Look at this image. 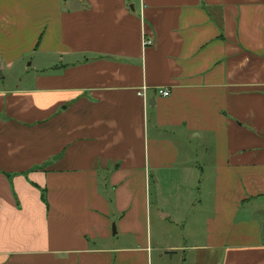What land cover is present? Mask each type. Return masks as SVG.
Segmentation results:
<instances>
[{
    "label": "crops",
    "instance_id": "crops-1",
    "mask_svg": "<svg viewBox=\"0 0 264 264\" xmlns=\"http://www.w3.org/2000/svg\"><path fill=\"white\" fill-rule=\"evenodd\" d=\"M0 264H264V0H0Z\"/></svg>",
    "mask_w": 264,
    "mask_h": 264
},
{
    "label": "rangeland",
    "instance_id": "rangeland-1",
    "mask_svg": "<svg viewBox=\"0 0 264 264\" xmlns=\"http://www.w3.org/2000/svg\"><path fill=\"white\" fill-rule=\"evenodd\" d=\"M28 62H29V59H26L25 57L24 61L19 62V64L14 65L12 70L9 71V73H7L8 79H6V81L9 80L10 84H16L20 80L21 85L29 84L34 75V71H32L31 67H24V65L28 64ZM195 197H197V200L194 204L195 205L194 210L192 211L193 214H191V217H190L191 221L187 223L185 227L182 229L188 230V232L192 231L193 235L196 237V241H199L203 233V226L200 223L201 216H203V212H202L203 208H201L202 204L199 202L202 199V197L200 195H195ZM158 230L159 228L158 229L156 228L155 230V228L153 227L154 237L156 236Z\"/></svg>",
    "mask_w": 264,
    "mask_h": 264
},
{
    "label": "built area",
    "instance_id": "built-area-1",
    "mask_svg": "<svg viewBox=\"0 0 264 264\" xmlns=\"http://www.w3.org/2000/svg\"><path fill=\"white\" fill-rule=\"evenodd\" d=\"M145 44H150V42L146 41ZM157 94L162 96V97H167L169 95V91H168V89L167 90L166 89H158ZM137 95L143 96V91L138 92Z\"/></svg>",
    "mask_w": 264,
    "mask_h": 264
}]
</instances>
